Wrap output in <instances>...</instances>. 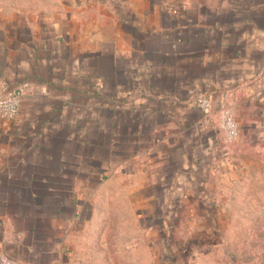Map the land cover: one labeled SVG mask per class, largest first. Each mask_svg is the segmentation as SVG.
I'll return each mask as SVG.
<instances>
[{"label":"crops","instance_id":"0c3cea01","mask_svg":"<svg viewBox=\"0 0 264 264\" xmlns=\"http://www.w3.org/2000/svg\"><path fill=\"white\" fill-rule=\"evenodd\" d=\"M2 88L21 104L0 116V257L83 264L264 156V0H0Z\"/></svg>","mask_w":264,"mask_h":264},{"label":"rangeland","instance_id":"374dc122","mask_svg":"<svg viewBox=\"0 0 264 264\" xmlns=\"http://www.w3.org/2000/svg\"><path fill=\"white\" fill-rule=\"evenodd\" d=\"M244 163L215 200L200 201L201 210L179 217L171 210L178 225L140 228L132 246L111 233L89 248L83 264H264V156L250 153Z\"/></svg>","mask_w":264,"mask_h":264},{"label":"built area","instance_id":"2783aa9c","mask_svg":"<svg viewBox=\"0 0 264 264\" xmlns=\"http://www.w3.org/2000/svg\"><path fill=\"white\" fill-rule=\"evenodd\" d=\"M21 104V92L17 88L0 89V116L6 120H14L19 113ZM203 109H210L212 99L209 96H202L197 103ZM219 127L226 143H232L238 134V127L233 113L228 106H222L219 110ZM0 264H30L18 261L17 259L2 255Z\"/></svg>","mask_w":264,"mask_h":264}]
</instances>
